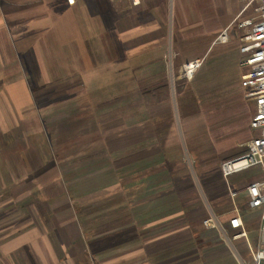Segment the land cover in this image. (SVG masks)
Masks as SVG:
<instances>
[{"label": "crops", "instance_id": "1", "mask_svg": "<svg viewBox=\"0 0 264 264\" xmlns=\"http://www.w3.org/2000/svg\"><path fill=\"white\" fill-rule=\"evenodd\" d=\"M114 1L125 0H0V264H219L228 252L202 225L208 209L226 225L238 214L247 236L258 229L260 213L238 189L261 181V167L247 180L226 182L241 172L223 178L218 168L195 182L183 164L192 146L183 121L201 106L231 103L230 118L245 102L249 140L257 135L232 27L252 12L240 15V0H188L170 25L169 6L139 0L125 30ZM186 13L198 34L193 60L211 46L227 50L214 79L206 61L188 79L190 95L172 91L166 39L151 40L175 26L191 31ZM222 28L227 38L216 41ZM130 33L149 44L126 54ZM182 71L172 70L178 79Z\"/></svg>", "mask_w": 264, "mask_h": 264}, {"label": "rangeland", "instance_id": "2", "mask_svg": "<svg viewBox=\"0 0 264 264\" xmlns=\"http://www.w3.org/2000/svg\"><path fill=\"white\" fill-rule=\"evenodd\" d=\"M224 0H222L223 4ZM241 2V14L242 16L248 15L251 12L253 13L254 8L256 6V3L252 0H240ZM160 6L163 9L167 6H169L170 9H172V17L171 14L168 15V21L171 25L172 19H175V22L177 21V14L181 10V5L189 7V1L188 0H182L180 3V0H159ZM203 0L200 1V4L202 5ZM104 5V4H103ZM113 5L116 8L121 9L124 12V15H126V20L124 22L125 30L131 29L133 26V15L135 14V9L137 7L131 6L129 3L125 1H114ZM232 5V3H231ZM202 7V6H200ZM168 8V7H167ZM167 14V12H166ZM188 16L183 22L182 29L187 31L180 34L178 33V26H175L173 33L169 31L166 35H159V36H153L151 37V40L157 37H160L152 44L159 45L160 41H164L166 39V44L164 48V61L166 65V72L168 75V80H170V86L172 87V91L175 90V92H182L183 95H190L192 94L191 84L188 79H185L183 77V74L181 72V78L178 79V75H173V71L177 69L178 66H182L193 59L192 55H195L198 53L199 48L195 46V43L198 41V34L195 33V29L192 30V28H188V25L190 26L191 23L194 22L195 16H193L192 13H186ZM181 19V18H179ZM177 25V24H176ZM236 22L232 27L234 28V38L237 39L238 37V31L236 30ZM227 29V28H225ZM225 29H221L224 31ZM177 31V32H176ZM228 32V29H227ZM176 33V34H175ZM218 34V33H217ZM129 35L125 41V49L126 54H128V50L132 49L134 45H138L139 42L147 45L149 44V37L141 40H135L134 41V35ZM217 36V35H216ZM136 37V36H135ZM165 37V38H164ZM133 39V40H132ZM136 39V38H135ZM151 45V44H150ZM221 49L220 45L211 46L209 50L205 49L202 53V58H198L200 60V63H204L206 61L205 65V73L206 77L211 81L215 78L216 75H218L222 70V61L223 56L222 54L226 52L227 50H221L220 52L218 50ZM200 64V66H201ZM199 66V68H200ZM199 68L196 70L198 71ZM233 69L232 64L230 63L228 66L227 72H230ZM196 73V72H195ZM177 77V78H176ZM176 78V79H175ZM181 94V95H182ZM240 104V101L237 102V107ZM206 105V104H205ZM224 106H230L224 108L222 111H220V108L212 110V106L206 105L201 106L199 108L198 115L199 118H194L191 120L184 119L183 126L185 124H192L191 127H187L183 130H188V139L192 141V146L189 147V151L186 150V147H184L185 150V156L183 159V164L185 165V169L188 170V175L191 180L197 182L196 175L198 177L199 173L201 172H211L214 176L217 175L218 168L220 167V164L223 162L224 158L229 157L233 151L241 150L242 152L246 149V144L249 142L250 135H248L247 132V125L249 121L250 112L247 110V105L245 102H243L242 105L238 107V110L235 109L231 113V117L228 118V112H230L231 109V103H227ZM221 106V107H224ZM226 116V117H225ZM186 120V121H185ZM202 124V128L197 131V127H200ZM182 126V127H183ZM239 157V156H238ZM235 158V157H234ZM233 159V158H231ZM225 161V160H224ZM259 171H261L260 168H252L250 170L241 172L237 175H233L229 178H227L226 182H233L238 179L241 180H247L252 175L255 176V174H258ZM196 174V175H195ZM199 179V178H198ZM217 180V179H216ZM213 181L211 186L215 189V194L217 195L221 192L222 188L220 185H218L217 181ZM246 185H243L239 187L238 190H243ZM220 191V192H219ZM211 194L214 195V193L211 192ZM219 204L222 207H225L223 199L218 200ZM244 202H241L240 200L235 202L234 207L240 210L242 212V207L245 208V200ZM207 202V201H206ZM207 215L209 212H212L216 217L217 215L211 210L208 209ZM244 211V209H243ZM206 215V217H207ZM205 217V218H206ZM204 218V219H205ZM218 218V217H217ZM203 221V220H202ZM221 223V222H220ZM224 227V235L218 233L219 242L222 248H224L228 254L226 257L221 259L219 264H239L236 258V255L233 251L229 250L230 248L226 245L225 241H232L231 236L233 233L227 229V225L221 223ZM257 236V231H253L250 233L247 238L249 242H253L255 237ZM234 243V244H233ZM233 247L232 250H237L239 253V256L246 260L247 257V251L245 250L244 242L242 239H238L235 241H232ZM246 255V256H245Z\"/></svg>", "mask_w": 264, "mask_h": 264}, {"label": "built area", "instance_id": "3", "mask_svg": "<svg viewBox=\"0 0 264 264\" xmlns=\"http://www.w3.org/2000/svg\"><path fill=\"white\" fill-rule=\"evenodd\" d=\"M71 2V0H69ZM131 6L137 7L139 0H125ZM256 3L251 16L237 19V40L240 43V66L244 69L241 86L246 90V98L254 103L255 111L250 121V129L257 135L246 144V151L239 157L223 161L219 170L223 178L254 167H261L263 177L244 188L247 194V205L250 210L259 211L257 236L253 243L249 242L243 223L238 214L228 220L227 229L233 233L231 240L242 239L247 251L246 260L239 256L237 250H232V241L226 245L236 255L239 264H264V0H252ZM227 29L222 31L216 41L227 38ZM200 60H192L183 65V77L190 79L200 66ZM237 193L231 192V196ZM205 229L215 230L224 235V227L218 218L209 212L203 219ZM234 244V243H233Z\"/></svg>", "mask_w": 264, "mask_h": 264}]
</instances>
